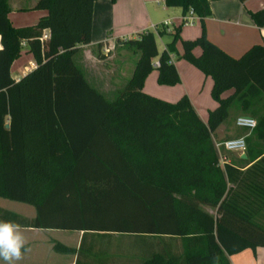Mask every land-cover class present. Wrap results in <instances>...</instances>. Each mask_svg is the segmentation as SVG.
I'll use <instances>...</instances> for the list:
<instances>
[{
  "label": "trees",
  "instance_id": "16d2710c",
  "mask_svg": "<svg viewBox=\"0 0 264 264\" xmlns=\"http://www.w3.org/2000/svg\"><path fill=\"white\" fill-rule=\"evenodd\" d=\"M95 1L37 0L32 9L46 14L14 27L8 0H0V198L35 211L27 218L0 208V220L82 232L77 249L52 246L74 254V264H229L230 255L264 247V109L251 113L255 125L244 137L247 168L219 165L212 137L230 108L252 111L264 97V45L232 58L202 27L180 40V58L212 82L217 105L203 122L186 96L169 103L142 92L155 59L159 85L179 82L169 53L181 24L161 53L155 36L166 29L122 42L135 64L111 97L89 81L76 58L91 42ZM164 4L200 23L210 15L207 0ZM249 15L263 26L264 0ZM24 47L35 68L15 80L10 69Z\"/></svg>",
  "mask_w": 264,
  "mask_h": 264
},
{
  "label": "crops",
  "instance_id": "0c3cea01",
  "mask_svg": "<svg viewBox=\"0 0 264 264\" xmlns=\"http://www.w3.org/2000/svg\"><path fill=\"white\" fill-rule=\"evenodd\" d=\"M23 1L25 0H8L11 9L8 14L10 21L13 15H19L18 12H22L20 15L27 14L23 13V11L31 12L30 14H36L37 16H44L46 14L45 10L32 9L37 0H27L28 6H24L22 4ZM207 2L210 15L204 18L201 23L197 18L193 23L181 26L178 33L179 39L174 44V52L169 53L170 61L177 72L179 82L173 86L159 85L157 83L158 72L154 69L144 80L142 88L144 94L169 103H173L180 97L186 96L192 109L203 122L206 121L207 111L214 109L217 105L209 94L212 82L208 76H204L195 67L180 58V40H192L196 38L199 36L202 27L207 40L232 58L240 57L253 45H264V25L257 27L249 15L250 12H255L262 7L263 0H244L242 2L239 0H207ZM181 16L179 8L166 7L164 0H115L114 2L110 0H96L92 8L91 42L83 46L82 51L85 55L91 56L92 50L97 49L99 43L102 44V47L99 50L97 49L99 51L98 54L108 48L111 50L116 49L119 55L118 57H113L114 66L112 71L118 73L115 75V78H118L120 85L114 86L113 94L122 89L126 84L135 64V56L122 47V42L127 39H134L140 33L150 30L151 25H160L162 22L168 21L169 25L167 26L166 34L159 36L165 39L162 42L163 47L160 50L157 47L158 52L161 53L165 49L166 44L171 40L170 33L180 24ZM11 23L13 25L12 21ZM22 25L25 24H19L16 27ZM191 53L193 56H198L200 49L196 47ZM15 62L16 60L11 66L10 73L13 79L19 80L27 70L21 69L13 76ZM123 80L125 81L124 83H122ZM100 90L104 92V90ZM231 93L232 90H227L221 96L226 97ZM252 104L254 111L241 112L235 107L230 108L233 111V126L234 119L237 116L243 115L255 119L251 116L252 112H254L256 117L260 115L264 109V97L255 99ZM202 113L205 115L204 118L201 116ZM249 132L235 126L233 129L230 125L221 123L214 130L212 137L216 136L218 138L237 133L240 137L244 138ZM227 153H229L227 156L221 154L224 163L238 165L241 170L251 164L246 162L244 153ZM237 158L244 160V162H238ZM21 230L25 233L36 234V240H34L36 245H31L30 242L27 243L25 249L22 251V259L14 261V264H50V261H53L51 258L37 255V249L41 246L38 243L44 242L47 245L51 243L52 249L53 243L56 241L55 239L48 238L45 233L56 230L31 228H21ZM76 233V245L68 247L78 248L82 232ZM59 243L63 244L62 242ZM63 245L67 246L66 244ZM71 255H73V260H70L69 264H74L76 256L74 254ZM228 260L229 264H264V247H255L254 250L244 249L230 255ZM0 264H5V261L0 259Z\"/></svg>",
  "mask_w": 264,
  "mask_h": 264
},
{
  "label": "rangeland",
  "instance_id": "374dc122",
  "mask_svg": "<svg viewBox=\"0 0 264 264\" xmlns=\"http://www.w3.org/2000/svg\"><path fill=\"white\" fill-rule=\"evenodd\" d=\"M24 6H28L27 0L23 1L22 3ZM19 15H13L11 17V21L13 22V26L16 27V25L19 24H25L18 27H24V26H31L36 24L38 19L41 16H37L36 14H30L31 12L23 11V14L20 15L22 12H18ZM10 21V22H11ZM12 24V23H11ZM166 36V35H165ZM167 37V36H166ZM156 44L159 50L163 47L162 42L165 39L160 38L158 35L155 36ZM107 50V51H106ZM102 50L98 54V50L94 49L91 52V56H87L82 51L76 58V62L80 64L82 67H84L86 77L89 79L90 82H92L93 85L97 86V88H100L106 92L107 96L111 97L112 91L114 90V86L120 85V82L118 81V78H115V75H117V72L112 71L113 69V57H118V52L116 49H106ZM104 53V54H101ZM112 55V57H110ZM86 57V58H85ZM35 65V60L32 56V54L27 53L25 47L22 49L20 56L16 59V62L14 64L13 68V76L16 75L17 72H19L21 69L27 70L25 73L29 72V70L32 69V66ZM125 81L123 80L122 83ZM204 118V113L201 115ZM222 124L230 125L233 129V111L232 109H229L228 116L225 119V121ZM240 137L237 133L230 134L228 136H220L216 137L213 136V142L214 147L215 144L221 143L224 140ZM218 156H222L221 154H224L227 156L229 153H224L222 148H216ZM218 157V158H219ZM0 208L6 209L13 213H18L24 217L27 218H33L35 215L34 208L23 204L19 202L10 201L7 199L0 198ZM204 211L207 213L213 215V209L209 207H202ZM26 244L31 243V245H36V234H32L29 232H23ZM48 238L55 239L56 242H62L63 244H66L67 246H75L76 245V232L74 231H50L49 233H45ZM39 245H41L37 250V255H41L44 257L51 258L50 264H69L70 260H73V255L71 254H63V253H57L53 249H51V243L50 245L45 244L44 242H39Z\"/></svg>",
  "mask_w": 264,
  "mask_h": 264
},
{
  "label": "built area",
  "instance_id": "2783aa9c",
  "mask_svg": "<svg viewBox=\"0 0 264 264\" xmlns=\"http://www.w3.org/2000/svg\"><path fill=\"white\" fill-rule=\"evenodd\" d=\"M197 19V17L190 11L188 10L184 15L180 17V24L182 26L184 25H189L193 23V21ZM169 25L168 21L162 22L160 25H151L150 31H153L155 34H158V31L161 29H167V26ZM149 31V30H147ZM146 32V31H144ZM143 33V32H142ZM47 38V34L44 33L42 36L41 40H44ZM24 45V43H22ZM107 51V50H106ZM160 66V63L158 59L153 60L152 62V67L154 69H157ZM35 68V65L32 66V69ZM255 125L254 119L248 117V116H237L234 119V126L239 129H244L250 131ZM216 148H222L224 152H233L237 154H242L244 153L245 150V142L243 137H236V138H231L222 141L221 143L215 144ZM218 163L219 165H222L224 163V160L222 156L218 158Z\"/></svg>",
  "mask_w": 264,
  "mask_h": 264
},
{
  "label": "clouds",
  "instance_id": "9594fccd",
  "mask_svg": "<svg viewBox=\"0 0 264 264\" xmlns=\"http://www.w3.org/2000/svg\"><path fill=\"white\" fill-rule=\"evenodd\" d=\"M22 226L11 220H0V259L5 264H14L22 259V249L26 239L21 230Z\"/></svg>",
  "mask_w": 264,
  "mask_h": 264
},
{
  "label": "water",
  "instance_id": "95a60500",
  "mask_svg": "<svg viewBox=\"0 0 264 264\" xmlns=\"http://www.w3.org/2000/svg\"><path fill=\"white\" fill-rule=\"evenodd\" d=\"M5 128H6V129L9 128V124H6V125H5Z\"/></svg>",
  "mask_w": 264,
  "mask_h": 264
}]
</instances>
